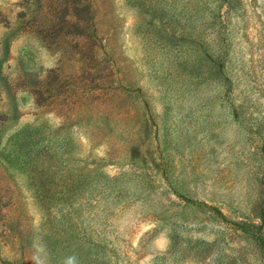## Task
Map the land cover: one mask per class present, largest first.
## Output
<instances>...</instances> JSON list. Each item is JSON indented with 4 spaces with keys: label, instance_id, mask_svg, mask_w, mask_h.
Returning a JSON list of instances; mask_svg holds the SVG:
<instances>
[{
    "label": "rangeland",
    "instance_id": "obj_1",
    "mask_svg": "<svg viewBox=\"0 0 264 264\" xmlns=\"http://www.w3.org/2000/svg\"><path fill=\"white\" fill-rule=\"evenodd\" d=\"M0 264H264V0H0Z\"/></svg>",
    "mask_w": 264,
    "mask_h": 264
},
{
    "label": "trees",
    "instance_id": "obj_2",
    "mask_svg": "<svg viewBox=\"0 0 264 264\" xmlns=\"http://www.w3.org/2000/svg\"><path fill=\"white\" fill-rule=\"evenodd\" d=\"M196 8H195V10L194 9H191V11H190V17H192V15L194 16V17H196V15H194L195 13H196ZM180 12H184V9H182ZM192 14V15H191ZM196 27H198V29H196V31H194L195 32V35L197 36V37H199L203 32H201L202 31V29H203V27H201L200 28V25H195ZM194 26V28H196ZM221 35V32L220 33H214V31H209V32H207L206 34L204 33V35H201V36H204V37H206V36H208V38L207 39H209V42L210 43H212V45L213 46H211L210 47V53H212V54H215L216 55V57H218V56H221V54L222 55H224L225 54V50H224V47H223V45H221V44H219V41H217L216 40V36H220ZM218 55V56H217ZM115 179V178H114ZM113 179V177L112 178H110V180H114ZM101 189V188H100ZM105 190V189H104ZM106 195H108L109 194V191H107L106 193H105Z\"/></svg>",
    "mask_w": 264,
    "mask_h": 264
}]
</instances>
